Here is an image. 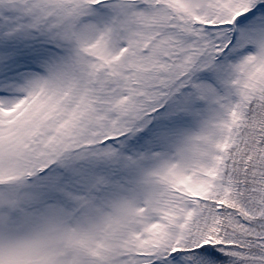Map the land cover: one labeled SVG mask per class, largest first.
<instances>
[{
    "label": "snow or ice",
    "instance_id": "6c2138e0",
    "mask_svg": "<svg viewBox=\"0 0 264 264\" xmlns=\"http://www.w3.org/2000/svg\"><path fill=\"white\" fill-rule=\"evenodd\" d=\"M0 264H264V0H0Z\"/></svg>",
    "mask_w": 264,
    "mask_h": 264
}]
</instances>
